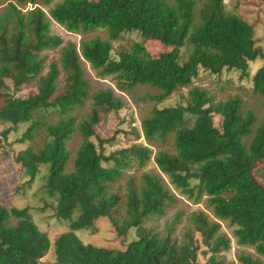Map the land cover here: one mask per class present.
<instances>
[{
    "label": "trees",
    "instance_id": "16d2710c",
    "mask_svg": "<svg viewBox=\"0 0 264 264\" xmlns=\"http://www.w3.org/2000/svg\"><path fill=\"white\" fill-rule=\"evenodd\" d=\"M52 1L0 0V122L11 124L2 131L5 139L21 123H30L21 141L44 129L43 145L29 144L15 159L28 182L48 167L46 189L56 197L55 215L69 222V230L54 241V264H199L197 234L211 254L205 264H234L222 254L231 247L222 222L233 228L239 245L264 257V119L243 110L239 96L216 102L198 86L190 88L186 105L158 107L190 87L201 69L245 71L250 61L264 57L254 26L228 11L225 0H64L51 11L59 23L82 35L107 34L65 42L51 32L43 9ZM125 32L172 50L154 57L143 42H134L114 56L113 42ZM57 48L59 61H49L48 52ZM85 62L96 77L110 78L116 87L92 92ZM30 83L35 92L16 94ZM252 84L264 96V63ZM140 85L158 90L145 97L155 103L142 119L148 144L107 155L103 145L109 139L97 137L98 144L92 139L96 126L103 114L124 106L117 90L130 92ZM54 114L57 120L50 121ZM214 114L222 117L220 128ZM76 132L82 141L73 156L68 145ZM151 145L159 147L154 161L168 181L142 171L153 156ZM132 168L136 172L127 174ZM121 179L124 186L116 187ZM175 190L196 203L205 198L213 217L204 210L191 212L180 236L174 235L178 219L164 231L149 225L176 202ZM99 217H107L118 234L135 229L137 237L117 250L85 243L77 232ZM52 245L28 208L0 204V264H39ZM240 260L264 264L251 255Z\"/></svg>",
    "mask_w": 264,
    "mask_h": 264
},
{
    "label": "rangeland",
    "instance_id": "374dc122",
    "mask_svg": "<svg viewBox=\"0 0 264 264\" xmlns=\"http://www.w3.org/2000/svg\"><path fill=\"white\" fill-rule=\"evenodd\" d=\"M63 1L53 0L49 5L43 7L50 21V29L53 34L62 37L65 42L74 41L77 43L83 37L90 38L95 35H100L103 38L106 37V32L100 30L82 35L80 30H69L65 25L54 19L51 11ZM225 2L228 11L240 14L241 17L254 26L257 44L262 48L264 53V0H225ZM31 7V5L28 6V8ZM134 42H143L154 57L172 50L171 46H167L158 40L144 39L137 32H125L121 39L113 42L114 49L112 54L117 56L116 51L120 47L129 46ZM48 55L49 61H59L60 48L50 50ZM263 63L264 57H258L256 60L249 62V66L245 71L224 69L220 74H212L201 69L198 77L190 87L175 92L165 101L158 104V107L174 106L177 104L186 105L190 88L198 86L207 89L214 96L216 102L226 101L229 98L239 96L242 100V109H252L258 121H260L264 119V96L253 91L252 78L256 70ZM85 71L91 82L92 92L101 87H116L115 82L110 78L101 79L96 77L95 71L86 62ZM63 79L64 72L62 71L60 77L61 83ZM8 83L10 84V82ZM36 89L34 83L25 84L16 94L26 96L31 92H35ZM117 92L123 95L124 106L119 111L103 114L102 120L96 126L97 136L92 137L97 144L99 143L97 137L109 139V142L103 145L104 152L107 155L134 143L148 144L142 134V119L150 112L155 103L145 97L147 94L158 93V90L149 85H140L130 92H119V90ZM57 118L58 115L54 114L49 119L50 121H55ZM221 120V116L214 114L213 121L218 128L221 127ZM29 124H19L18 128L12 130L5 139L2 136V131L10 127L11 124L0 122V204L8 207L29 209L35 223L42 231L48 234L53 243L50 251L42 258L39 264H54L56 261L54 241L63 232L69 230V222L55 215L54 206L56 205V197L52 196L46 189L48 167L43 165L34 181L28 182L29 176L23 165L15 159L17 153L25 149L29 144L41 147L45 141L43 128L38 130L37 136L33 140H20ZM137 133L140 134V137H137ZM81 141L82 135L78 132L69 141L68 147L71 148L73 156H75ZM151 147L154 149L153 156L142 171L161 174L168 181V177L154 161V155L159 147L152 145ZM166 147L169 146L166 145ZM260 166L264 167V163H261ZM69 168H73V165L70 164ZM134 172H136L135 168L127 170V174ZM124 183L125 179H121L115 186L123 187ZM175 192L177 194L176 202L168 208L165 215L151 218L148 221L149 225L154 226L157 230L164 231L167 225L178 219L174 235L180 236L182 228L187 224L188 215L191 212L204 210L213 217L211 210L206 207L205 198L201 202L196 203L186 195L181 194L178 190H175ZM124 215L125 209L121 211L120 216L124 217ZM222 232L231 240V247L222 252L226 256L227 261L234 264H245L240 260V255L244 254L251 255L255 259H261L264 263V257L259 255L253 247L241 246L237 243L236 238L233 236V228L229 227L227 222H222ZM77 234L87 244H94L114 250L125 249L126 245L137 237L135 229H130L126 235L118 234L107 217H99L88 227L80 229ZM197 238L201 244L198 262L199 264H205L211 254L203 243L202 236L197 234Z\"/></svg>",
    "mask_w": 264,
    "mask_h": 264
}]
</instances>
